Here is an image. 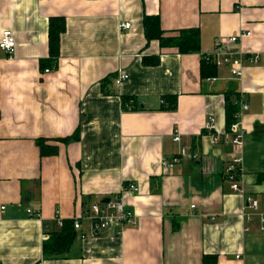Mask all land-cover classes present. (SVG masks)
I'll use <instances>...</instances> for the list:
<instances>
[{
    "label": "crops",
    "instance_id": "0c3cea01",
    "mask_svg": "<svg viewBox=\"0 0 264 264\" xmlns=\"http://www.w3.org/2000/svg\"><path fill=\"white\" fill-rule=\"evenodd\" d=\"M145 15L159 16L163 36L197 28L200 51L147 40ZM53 16L65 20L56 66L46 62ZM5 29L16 46L0 49V264H264V228L242 213L246 196L264 203V0H0V37ZM239 31L257 62L244 61L240 78L217 68L207 82L201 58ZM119 69L127 79L115 85ZM233 93L247 103L243 193L224 175L234 149L211 139L228 129ZM169 95L176 107L158 108ZM123 96L143 108L123 109ZM184 145L197 156L165 170ZM117 196L133 212L121 234H92L80 218L70 244L46 256L55 216L73 220Z\"/></svg>",
    "mask_w": 264,
    "mask_h": 264
},
{
    "label": "built area",
    "instance_id": "2783aa9c",
    "mask_svg": "<svg viewBox=\"0 0 264 264\" xmlns=\"http://www.w3.org/2000/svg\"><path fill=\"white\" fill-rule=\"evenodd\" d=\"M131 27V22H120L119 28L129 29ZM250 32H237L229 37L222 38L218 43L217 47L208 53L203 55V58L207 61L212 62L216 68H221L223 66H228L230 74L235 78H240L242 75V67L244 61L249 63H255L258 59L257 53H252L244 50L240 46H237L238 40L241 35H249ZM16 41L13 32L10 29H5L2 31L0 37V49L6 51L7 53H13L15 50ZM45 69V72H48ZM127 79V74L122 70H118L113 77V83L115 85H120L123 81ZM216 79V76H209L205 80L207 82H212ZM239 109L235 114L236 121L231 123L229 128L223 133L211 134L212 142L218 143L223 142L229 144L234 149L229 160L224 166V175L230 181V186L233 191L240 193L244 192V188L241 186V179L243 175V155L241 148L244 144V130L240 127L239 118L243 111L247 109V103L243 101L240 97L238 100ZM212 120H208L205 124L207 131L212 130ZM173 139L179 141L181 136L179 133L173 134ZM191 156L195 158L196 154H191L190 150L186 145H184L179 153L170 159L163 160V165L165 170H169L172 164L179 162L181 157ZM125 191L137 192L138 187L136 184L129 183L123 186ZM4 208V206H2ZM28 212L31 210L28 209ZM242 213L247 220H251L252 217L258 216L261 229L264 228V203L263 208H260L259 202L252 196L245 197V204L242 208ZM80 218H85L90 222L92 234H97L102 230L111 229L117 234H121L125 227L133 222V212L126 207V204L122 196H117L114 198H109L107 201L102 202H92L82 213L81 217L73 218V227H80ZM63 219L59 216H55V221L58 226H62ZM47 238V235H44Z\"/></svg>",
    "mask_w": 264,
    "mask_h": 264
},
{
    "label": "trees",
    "instance_id": "16d2710c",
    "mask_svg": "<svg viewBox=\"0 0 264 264\" xmlns=\"http://www.w3.org/2000/svg\"><path fill=\"white\" fill-rule=\"evenodd\" d=\"M143 28L145 38L147 40L157 39L159 46L162 47H175L181 54L184 53H198L201 48V36L197 28H186L180 29L177 35L163 36V30L160 25V18L158 15H145L143 17ZM65 29V20L63 17H50L49 18V58L46 62L56 66L57 58L59 56V40L60 34ZM217 68L215 65L205 60L203 57L200 61V73L203 79L209 76H215ZM111 78V77H110ZM109 78V80H110ZM233 98H227L226 100V124L227 128L236 121L235 114L239 109V95L233 93ZM176 107V95H169L163 97L158 108L162 110H172ZM122 108L128 109H141L142 106L139 105L138 101L133 97H122ZM69 138V139H68ZM77 135L67 138H61L62 141H68L70 139H76ZM41 149H43L40 140L36 141ZM48 148V147H46ZM62 227L57 231L50 232L49 238L43 242V251L46 256L55 255L56 251H60L66 248L73 238V220L64 219L62 220ZM176 227V226H174ZM215 261V256L204 255L203 262L210 263Z\"/></svg>",
    "mask_w": 264,
    "mask_h": 264
},
{
    "label": "water",
    "instance_id": "95a60500",
    "mask_svg": "<svg viewBox=\"0 0 264 264\" xmlns=\"http://www.w3.org/2000/svg\"><path fill=\"white\" fill-rule=\"evenodd\" d=\"M104 201H107L108 200V198H106V199H103Z\"/></svg>",
    "mask_w": 264,
    "mask_h": 264
}]
</instances>
